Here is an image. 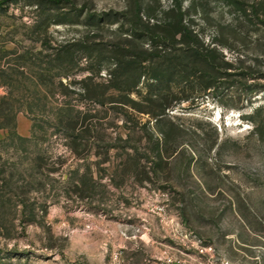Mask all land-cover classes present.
<instances>
[{"label":"rangeland","instance_id":"374dc122","mask_svg":"<svg viewBox=\"0 0 264 264\" xmlns=\"http://www.w3.org/2000/svg\"><path fill=\"white\" fill-rule=\"evenodd\" d=\"M176 3L218 70L165 81L170 105L158 115L120 107L107 53L95 50L151 53L163 28L151 36L139 24L143 49L124 47L127 17L140 9L163 27ZM175 40L165 44L179 48ZM43 44L94 57L58 78ZM0 66L20 95L35 83L36 98L75 106L91 129L68 138L55 110L40 125L18 112L0 129V140L33 138L0 150V264H264V0H0ZM149 84L130 98L146 104L158 83Z\"/></svg>","mask_w":264,"mask_h":264},{"label":"trees","instance_id":"16d2710c","mask_svg":"<svg viewBox=\"0 0 264 264\" xmlns=\"http://www.w3.org/2000/svg\"><path fill=\"white\" fill-rule=\"evenodd\" d=\"M172 11L175 12L177 18L176 21L174 19L170 22H166L163 27H159V25L157 26L155 24L151 25L147 18L141 14L140 9L135 10L133 14L127 17L126 24L132 27V30L128 32V37L130 38L124 41V47L139 46V48L143 49L142 45L140 47V44L135 42V38L137 39L139 37L133 35V31L138 29L139 24L147 29L151 36H153L154 33L152 30L155 28H163L162 32L164 33L161 35L154 33L153 37L162 39V41L161 44H156L157 46L150 49L151 53H148V50L143 49L141 54H135L134 52H130L123 48L121 44L112 45L110 46V49H103V47L95 50L97 51L95 54H98L99 56L103 52L108 54H106V59L111 63L113 69L108 72L109 80L107 81L110 84L109 89L118 93L121 97L120 107L126 106L127 108L130 107V109H134L138 112L149 111L152 114L158 115L156 114L158 113L156 112L158 109L159 111H162V109L165 107L168 108L170 105L168 104L170 102L166 96V92L170 88L168 87L165 89V81H172V79L177 76L185 78L194 76L196 75V66H202L209 71V73H216L218 70L217 62L215 63L214 57L211 54L213 53V50H207L202 45H199L198 39H196V34L184 24L181 5L176 3ZM177 35L181 36V46L179 48H174L173 46L167 47L165 41H176L175 37ZM43 46L46 47L44 50L51 51L47 56L48 60H46V63L48 64V67L55 69L58 78L66 75L65 73L71 69V67L75 66L78 61H81L82 59L91 60L94 57V51L82 50L76 46V44L59 45L51 49L45 44H43ZM123 49H125V51H123ZM153 51L157 54H154ZM148 63L158 64L157 68H159L160 74L153 75L149 73L147 70ZM183 63L186 64L184 65ZM206 70H204V72ZM14 74V72L11 74L7 73V69L0 66V86H4L8 89V92L5 95L0 96V129L8 127L12 123V120H14L15 114L18 112L24 111L30 115L35 123H39L40 125V122L42 121L38 119V116H42L44 112L55 110L54 112L57 115L56 118L61 125L64 124L63 129L67 131L68 138L77 140L84 139L86 136L90 135L89 133L91 129L84 124L83 120L86 113L79 112L78 110H75V106H70L68 104L53 107L50 102L40 101L39 98H36L39 92L35 83H32L31 86L34 90L32 92L30 91L29 94L33 98H31V100L27 99V96H29L27 95V90L25 95H20L23 88H19L13 84L15 80L13 77ZM19 74H22V72ZM142 79L146 80L148 84L151 82L148 85L149 87L155 86L154 82H156V84L158 83L156 85V90H151L149 95L144 98L146 104L135 103V101L129 96L132 91L138 87ZM209 88L210 86L207 84L202 86L199 91H206ZM15 93L17 97H15ZM18 96H22V98L20 99ZM151 106H155V109H152ZM74 112H76L75 116L73 115ZM81 114L83 115L82 121L79 119ZM55 125L56 124H50L48 127L55 129L58 126ZM9 136L4 140H0L1 151H5L6 148L15 146L16 140L23 144H28L33 140V138L29 139L20 137L16 133H13V137ZM35 139L36 138L34 137V140ZM74 144L75 141H73V145ZM155 147L157 149V156L160 159V143L158 140L155 142ZM0 181L5 183L6 179L2 177L0 178Z\"/></svg>","mask_w":264,"mask_h":264},{"label":"built area","instance_id":"2783aa9c","mask_svg":"<svg viewBox=\"0 0 264 264\" xmlns=\"http://www.w3.org/2000/svg\"><path fill=\"white\" fill-rule=\"evenodd\" d=\"M167 264H176V260L174 258H172L171 256H169L166 260ZM178 264H180L178 262ZM200 264H229L227 261H224V260H221L219 263H215L213 261H205V262H202Z\"/></svg>","mask_w":264,"mask_h":264}]
</instances>
